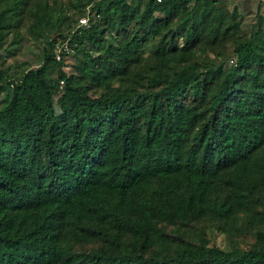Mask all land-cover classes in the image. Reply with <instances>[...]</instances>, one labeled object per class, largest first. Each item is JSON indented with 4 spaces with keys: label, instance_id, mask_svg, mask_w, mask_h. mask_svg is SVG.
I'll return each instance as SVG.
<instances>
[{
    "label": "trees",
    "instance_id": "1",
    "mask_svg": "<svg viewBox=\"0 0 264 264\" xmlns=\"http://www.w3.org/2000/svg\"><path fill=\"white\" fill-rule=\"evenodd\" d=\"M224 3L0 0V47L25 14L54 31L0 69V264H264V19L242 35Z\"/></svg>",
    "mask_w": 264,
    "mask_h": 264
},
{
    "label": "rangeland",
    "instance_id": "2",
    "mask_svg": "<svg viewBox=\"0 0 264 264\" xmlns=\"http://www.w3.org/2000/svg\"><path fill=\"white\" fill-rule=\"evenodd\" d=\"M51 5L55 7H61L64 12L70 17V21L79 16V12L71 7L70 2L73 0H48ZM55 3V4H54ZM258 0H225L224 8L231 12L234 10L237 14L239 24L241 27L242 35H249L250 30L253 28L257 21L258 15L264 19V4L257 7ZM31 8V6H30ZM29 14L24 15L23 27L19 29H13L11 32L4 36L2 46L0 47V69L5 73L11 75L15 79L19 74L27 67H32L40 63L42 50L46 45L47 40L54 34L52 27H48L42 32V36L39 39H34L26 31V27L29 24ZM69 19L66 20L61 26L63 32H67L70 29ZM17 41V43H15ZM223 54L216 57L218 62L224 65H230L234 61V55L232 52V43L227 42L224 44ZM74 62V56L71 55L66 59L65 71L70 72V65ZM50 74L53 76L54 72ZM6 89L0 94L7 92ZM202 227V228H200ZM167 230L172 232V226H167ZM187 235L190 239L195 240L198 237L203 236L204 239L210 245H217L228 249L230 243L228 238L224 234L217 233L211 226H207L204 222H200L190 230ZM252 235L247 234L245 236L236 237L237 244L242 248H247L253 242Z\"/></svg>",
    "mask_w": 264,
    "mask_h": 264
},
{
    "label": "built area",
    "instance_id": "3",
    "mask_svg": "<svg viewBox=\"0 0 264 264\" xmlns=\"http://www.w3.org/2000/svg\"><path fill=\"white\" fill-rule=\"evenodd\" d=\"M156 1H160V0H156ZM78 26H85L87 25L88 22V18L87 16H82L81 18L78 19ZM53 50L55 52V59L59 60L60 59V52L62 51H68V47L66 42H61L59 39L55 40L53 42Z\"/></svg>",
    "mask_w": 264,
    "mask_h": 264
}]
</instances>
